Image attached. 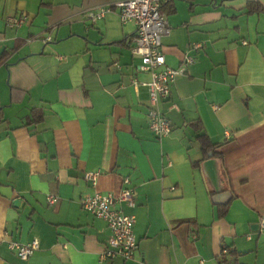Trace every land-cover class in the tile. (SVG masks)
Here are the masks:
<instances>
[{
  "label": "crops",
  "instance_id": "0c3cea01",
  "mask_svg": "<svg viewBox=\"0 0 264 264\" xmlns=\"http://www.w3.org/2000/svg\"><path fill=\"white\" fill-rule=\"evenodd\" d=\"M120 1L0 0V264H219L228 247L243 264H264V0L163 6L164 67L184 72L160 104L171 127L160 140L148 128V90L132 84L150 81L131 53L134 25L115 8L85 18ZM248 4L261 11L246 13ZM112 14L131 27L101 40L74 33L71 23L87 32ZM21 16L19 28L6 25ZM197 128L216 145L217 191ZM125 187L134 206L115 208L135 217L137 250L101 262L109 231L80 202ZM32 240L27 260L7 247Z\"/></svg>",
  "mask_w": 264,
  "mask_h": 264
},
{
  "label": "built area",
  "instance_id": "2783aa9c",
  "mask_svg": "<svg viewBox=\"0 0 264 264\" xmlns=\"http://www.w3.org/2000/svg\"><path fill=\"white\" fill-rule=\"evenodd\" d=\"M175 0H124L113 4L111 7L89 10L85 18L94 24L103 19L113 8L117 9L119 22L124 25L132 23L135 27L130 40L131 53L140 59L137 67L139 72L150 75V81L139 83L132 80L134 86H142L148 90L149 108L147 112L148 128L158 140L168 136L171 127L160 109V104L169 100L171 86L178 75L183 74L184 69L165 68V59L162 51L161 39L168 34L166 18L159 11L165 4ZM182 1V0H181ZM25 21V17H8L5 22L11 28H19ZM49 40V39H48ZM191 58L185 57L184 64H190ZM98 173H85L83 178L95 187ZM124 186L129 184L128 179L123 180ZM55 198L48 197L49 204L55 202ZM116 204H124L127 207L134 206V193L130 188H123L118 194L111 192H94L84 196L80 202L81 208L87 214L106 223L109 237L105 248L100 255V261L132 259L137 250V241L133 234L135 217L125 215L116 209ZM260 232H264V218L258 221ZM8 249L15 252L20 260H27L38 249L36 240L26 244L10 241Z\"/></svg>",
  "mask_w": 264,
  "mask_h": 264
},
{
  "label": "trees",
  "instance_id": "16d2710c",
  "mask_svg": "<svg viewBox=\"0 0 264 264\" xmlns=\"http://www.w3.org/2000/svg\"><path fill=\"white\" fill-rule=\"evenodd\" d=\"M261 11V8L258 5L255 4H248L247 5V10L246 13L252 14V13H258ZM122 43V42H119ZM3 60V57L0 58V62ZM15 90L10 89V101L13 102H18L19 99H15ZM35 112L32 113L34 115ZM2 120V113L0 110V122ZM198 132L196 135V140L198 143L201 145L202 152L204 154V159L207 161L209 159H212L214 157H217V154L215 152L216 145L212 144L209 139L206 137L205 134L200 132V129L197 128ZM223 255L221 259L219 260V264H243L238 261L239 254L233 250L232 248H225L223 250Z\"/></svg>",
  "mask_w": 264,
  "mask_h": 264
},
{
  "label": "rangeland",
  "instance_id": "374dc122",
  "mask_svg": "<svg viewBox=\"0 0 264 264\" xmlns=\"http://www.w3.org/2000/svg\"><path fill=\"white\" fill-rule=\"evenodd\" d=\"M56 1L57 2H64L65 0H56ZM180 3H182V2H176L177 5ZM159 13L163 14L165 16V18L169 17V15L166 12L163 13L162 10H160ZM71 24L73 26L74 33H76L78 36H80L81 38H83L85 40H88V38H90L91 36L97 38L98 40H101V37H102L101 35L107 30H113V29L127 30L131 27L130 25L121 26L114 14L108 15L104 25L98 23V24H96V26H90L89 30L87 32L84 31V27L81 23L74 22ZM60 27L64 28L65 26L62 25ZM55 33H57V32L55 31L52 34V36H54ZM85 36H89V37L86 38Z\"/></svg>",
  "mask_w": 264,
  "mask_h": 264
},
{
  "label": "water",
  "instance_id": "95a60500",
  "mask_svg": "<svg viewBox=\"0 0 264 264\" xmlns=\"http://www.w3.org/2000/svg\"><path fill=\"white\" fill-rule=\"evenodd\" d=\"M202 167L213 188L217 191L218 177L215 161L213 159H209L203 163Z\"/></svg>",
  "mask_w": 264,
  "mask_h": 264
}]
</instances>
